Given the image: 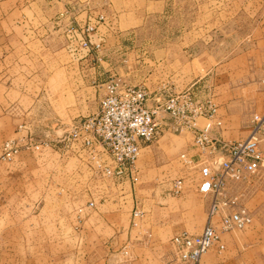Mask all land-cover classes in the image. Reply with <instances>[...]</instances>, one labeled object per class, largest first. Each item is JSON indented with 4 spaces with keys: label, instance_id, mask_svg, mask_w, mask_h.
Masks as SVG:
<instances>
[{
    "label": "rangeland",
    "instance_id": "1",
    "mask_svg": "<svg viewBox=\"0 0 264 264\" xmlns=\"http://www.w3.org/2000/svg\"><path fill=\"white\" fill-rule=\"evenodd\" d=\"M171 85L215 123L175 124L157 108ZM105 104L112 140L85 124ZM252 132L264 158V1L0 0V264L176 263L174 236L207 223L201 167ZM130 138L137 159L116 163ZM232 183L252 222L202 263L264 264V167Z\"/></svg>",
    "mask_w": 264,
    "mask_h": 264
},
{
    "label": "built area",
    "instance_id": "2",
    "mask_svg": "<svg viewBox=\"0 0 264 264\" xmlns=\"http://www.w3.org/2000/svg\"><path fill=\"white\" fill-rule=\"evenodd\" d=\"M94 28L88 26L87 32ZM135 92V91H134ZM144 93L138 90L133 99L140 102ZM169 100L164 105H158V109L165 111L175 120V124H197V111H189L178 107L179 97L168 95ZM156 109V108H155ZM144 110L136 116L134 124L141 128L140 136L149 142L155 139L158 131L153 113L156 110ZM113 107L108 109L105 104L100 113L85 124H94L96 132L100 137L112 140L114 130L112 122L118 120L114 116ZM210 114L214 108L209 110ZM87 145L91 140H84ZM220 149L226 153V159L216 163L205 164L201 167L202 181L199 191L210 196L207 213V223L198 234L181 232L172 239L174 264H203V256L213 247L223 250L222 234L234 230H240L252 222V214L245 204L244 196L231 190L232 182H241L246 174H255L264 167V158L260 151V140L256 132H252L246 139L237 142H218ZM140 153L139 143L135 138L125 141L124 147H119L113 153V159L118 164L134 162ZM184 157V156H183ZM109 171V169H107ZM183 189V181L177 180L173 183L172 191L179 194Z\"/></svg>",
    "mask_w": 264,
    "mask_h": 264
},
{
    "label": "crops",
    "instance_id": "3",
    "mask_svg": "<svg viewBox=\"0 0 264 264\" xmlns=\"http://www.w3.org/2000/svg\"><path fill=\"white\" fill-rule=\"evenodd\" d=\"M119 1H124V2H126V1H137V2H139V1H141V0H119ZM143 1H147V2H150V1H153V2H160L161 0H143ZM243 1H247V0H243ZM256 1H264V0H256ZM135 5V4H134ZM129 10H131L132 11V8L131 7H127V11L125 12V13H123V11H122V13L120 14V15H125V16H130V17H132V16H136V12L134 11L133 13L132 12H129ZM173 87H172V85L171 86H169L168 87V89H167V87L166 88H164V90H163V92L164 93H167V95H174L173 93H171L170 91H172L173 89H172ZM157 90H159V89H157ZM157 90H154V91H157ZM154 94V101L157 99V94L154 92L153 93ZM175 96V95H174ZM198 118H202V119H204L207 123L206 124H214L215 123V121H213V119L214 118H211V117H208V116H206V117H202V116H199V117H196V121L198 122ZM199 123V122H198ZM244 200H245V198H244ZM198 234V233H197Z\"/></svg>",
    "mask_w": 264,
    "mask_h": 264
}]
</instances>
